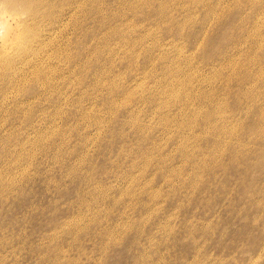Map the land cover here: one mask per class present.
I'll list each match as a JSON object with an SVG mask.
<instances>
[{
	"label": "rangeland",
	"instance_id": "obj_1",
	"mask_svg": "<svg viewBox=\"0 0 264 264\" xmlns=\"http://www.w3.org/2000/svg\"><path fill=\"white\" fill-rule=\"evenodd\" d=\"M51 8L0 11L59 25L0 69V264H264V0Z\"/></svg>",
	"mask_w": 264,
	"mask_h": 264
},
{
	"label": "bare ground",
	"instance_id": "obj_2",
	"mask_svg": "<svg viewBox=\"0 0 264 264\" xmlns=\"http://www.w3.org/2000/svg\"><path fill=\"white\" fill-rule=\"evenodd\" d=\"M124 1H126V0H124ZM71 2H72V0H71ZM3 3L9 5L10 8L6 12L4 10L3 6L0 5L1 13L2 12L6 13L5 14L6 16H12L14 14L15 15L17 14L18 15V17H16V18H18L17 24L22 27V30H25V29L28 28V26H30V24H32V25L39 24L43 17H46L47 15L50 14L49 10H50L51 6L53 5V0H3ZM74 4H77V3H74ZM78 5H79V3H78ZM78 5H76V6H78ZM141 5H142V3H141ZM51 10H52V8H51ZM59 12H60V10H59ZM55 13H57V12H55ZM63 13H64V11H63ZM57 14H59V13H57ZM55 17H56V15H55ZM4 19H6V18L4 17ZM4 19H3L2 15H0V24L5 23ZM53 19H54V17H53ZM56 23H54V24H56ZM48 25H44L42 27V29L39 30L36 34H34V35H25L24 34V37L20 36L22 34L20 33L19 29H16V30L13 31L14 32L13 36H10V34L8 32H6V33L3 32V31H2V33L0 32V37L2 38L0 40V67H1L0 69L2 70V75H4V73H7V75L11 74V80H10L9 84L14 83V79L12 77V74H13V72H14V74L17 73L18 70H21L22 72L17 75L19 77L17 79H22V80L25 79V77H21L22 74H23V70H24L23 68L24 67L19 68L18 64L15 63L16 62V58L18 59V61H20V62L25 61L29 65L30 64L37 65V63H42L43 64L44 60L46 62H48V61L50 62V54H49V52L46 49H44V48L37 49V47H42V46H44L46 44V41L48 39H45V38H47L48 36L52 35L51 32L53 31V28L54 29H58V31H59V28H58L59 25H57V27L55 26L56 28L53 27L51 23L50 24L48 23ZM55 32H57V31H55ZM60 33H61V29H60ZM51 42H53V41L50 40V44H52ZM4 46L6 48H4ZM9 48L15 49L16 52L15 53L13 52L12 54H10L9 53ZM51 69L53 71L57 72L58 70H56V69L60 70L61 68L51 67ZM43 76H44L43 74L38 73L37 71H35L34 72V77H35L34 81L36 79H41V81L38 83L37 86H39V87H48L49 83H46V80L43 79ZM24 102H29V101H24ZM184 145H185V143H184ZM1 148H3L2 149V153L4 155H6L7 153L10 152L8 147L2 146ZM3 157L6 158V156H3ZM9 161H7V162H9ZM10 169H11V167H10ZM9 172L12 173L14 171H9L8 164L6 165V163H5V165L4 164L0 165V196L2 194H4L5 192L11 190L10 183H13V182H10V181L6 182L10 178V177L8 178V176H7L9 174ZM11 175H13V173ZM13 179H11V180H13ZM1 206H3V205H1Z\"/></svg>",
	"mask_w": 264,
	"mask_h": 264
},
{
	"label": "clouds",
	"instance_id": "obj_3",
	"mask_svg": "<svg viewBox=\"0 0 264 264\" xmlns=\"http://www.w3.org/2000/svg\"><path fill=\"white\" fill-rule=\"evenodd\" d=\"M0 5L3 6V8H4V10H5L6 12H7V11L9 10V8H10L9 5L3 3V0H0Z\"/></svg>",
	"mask_w": 264,
	"mask_h": 264
}]
</instances>
